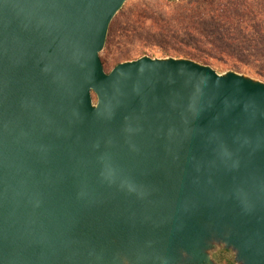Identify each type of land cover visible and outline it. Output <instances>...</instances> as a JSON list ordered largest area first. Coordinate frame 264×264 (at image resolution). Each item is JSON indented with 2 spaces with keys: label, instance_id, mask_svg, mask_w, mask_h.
I'll return each mask as SVG.
<instances>
[{
  "label": "water",
  "instance_id": "95a60500",
  "mask_svg": "<svg viewBox=\"0 0 264 264\" xmlns=\"http://www.w3.org/2000/svg\"><path fill=\"white\" fill-rule=\"evenodd\" d=\"M127 1L0 0V264H264V82L107 73Z\"/></svg>",
  "mask_w": 264,
  "mask_h": 264
},
{
  "label": "trees",
  "instance_id": "16d2710c",
  "mask_svg": "<svg viewBox=\"0 0 264 264\" xmlns=\"http://www.w3.org/2000/svg\"><path fill=\"white\" fill-rule=\"evenodd\" d=\"M175 11L170 18L155 20V31L177 37L191 51L185 57L207 65L228 57L264 67V0H195ZM122 57L115 66L130 60L127 53ZM258 76L264 79V71Z\"/></svg>",
  "mask_w": 264,
  "mask_h": 264
},
{
  "label": "rangeland",
  "instance_id": "374dc122",
  "mask_svg": "<svg viewBox=\"0 0 264 264\" xmlns=\"http://www.w3.org/2000/svg\"><path fill=\"white\" fill-rule=\"evenodd\" d=\"M192 1L195 0L187 2L181 0H128L113 19L105 48L100 54L105 71L110 72L116 63L122 60V55L126 53L129 56V61L143 56L159 59L167 57L191 59L185 57V54L191 51L177 37L158 35L155 31L157 27L155 22L158 19L170 18L176 9H180ZM194 52L199 53L198 50ZM208 53L210 54V52ZM212 56L215 57V55ZM208 66H211L219 74L234 71L264 82V79L258 76V73L264 71V67L260 64L249 63L246 66L236 63L228 57H221L217 62L208 64ZM213 258L217 264H236L233 252L226 249H217L213 253Z\"/></svg>",
  "mask_w": 264,
  "mask_h": 264
},
{
  "label": "flooded vegetation",
  "instance_id": "af4514ba",
  "mask_svg": "<svg viewBox=\"0 0 264 264\" xmlns=\"http://www.w3.org/2000/svg\"><path fill=\"white\" fill-rule=\"evenodd\" d=\"M217 254H218V253H217ZM217 254H216V255H217ZM216 257H217V256H216ZM217 258H218V257H217Z\"/></svg>",
  "mask_w": 264,
  "mask_h": 264
}]
</instances>
